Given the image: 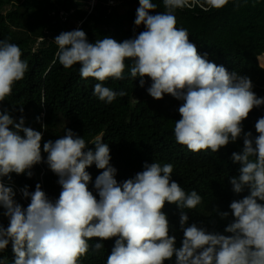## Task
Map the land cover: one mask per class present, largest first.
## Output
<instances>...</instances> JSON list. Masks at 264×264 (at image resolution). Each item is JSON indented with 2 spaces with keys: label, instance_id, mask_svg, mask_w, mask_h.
I'll use <instances>...</instances> for the list:
<instances>
[{
  "label": "clouds",
  "instance_id": "obj_1",
  "mask_svg": "<svg viewBox=\"0 0 264 264\" xmlns=\"http://www.w3.org/2000/svg\"><path fill=\"white\" fill-rule=\"evenodd\" d=\"M51 3L45 0L43 8ZM228 3L163 0L166 11L156 12L158 5L153 0H139L134 24L143 25L145 30L133 38L118 42L105 36L90 43L79 28L54 38L59 47L56 56L64 68L79 63L81 78L99 81L93 88L99 100L112 103L117 96L126 95L124 90L114 91L103 82L124 79L126 61H131V78L139 77L140 87L145 86V77L151 79L147 88L151 97L159 100L170 94L182 101L180 119L176 120L174 137L162 135L152 146L153 154L164 164L144 162L143 171L118 182L108 143H87L66 128L60 138L43 143V152L47 153L44 160L43 133L26 126L23 115L14 118L0 103V208L9 220L7 227L0 223V253L11 242L14 264H84L81 257L90 247L96 252L104 248L102 242L91 246L92 238H115L106 264H165L173 258L174 264H264V203L259 202L264 201V116L255 123L257 135L245 131L243 124L254 108L264 105V97L253 91L249 76L210 62L207 53L201 55L189 40L188 29L177 27L175 15L177 9L199 6L207 12ZM61 16L67 20L69 14L61 12ZM43 17V12L38 14V20ZM22 54L17 44L0 39V102L12 94L13 85L28 71ZM259 67L264 69V64ZM19 111L23 113L22 106ZM41 127L46 129L43 123ZM241 137L242 151H234L230 157L241 165L239 174L221 177L225 192L239 194L247 188L249 194L230 203L233 219L224 233L209 232L196 222L188 224L184 209H195L202 203V196L189 184L192 191L186 192L172 178L174 167L193 162L204 166L205 151L218 152ZM88 144H94V150ZM41 162L58 176L59 197L49 198L40 183L34 191L25 185L20 192L30 198V203L24 207L15 199L11 174L30 178L33 166ZM93 164L103 170L94 181L99 198L89 189L92 177L86 169ZM166 203L180 209V247H176L173 225L163 211ZM216 209L222 219L229 217V211ZM0 264H5L3 256Z\"/></svg>",
  "mask_w": 264,
  "mask_h": 264
},
{
  "label": "trees",
  "instance_id": "obj_2",
  "mask_svg": "<svg viewBox=\"0 0 264 264\" xmlns=\"http://www.w3.org/2000/svg\"><path fill=\"white\" fill-rule=\"evenodd\" d=\"M51 1L49 7L43 8L45 0H0V39L17 44L23 53L21 58L29 65L24 78L13 85L12 94L0 103L12 112L14 118L23 115L26 126L43 133L41 150L44 160L47 153L43 152V143L55 141L65 134L66 128H70L87 143L97 140L108 143L110 163L117 169L118 182L143 171L144 162L163 165L153 154L152 146L162 135L168 139L174 137V126L176 120L180 119L178 108L182 101L170 94H165L159 100L151 97L147 92L151 79L145 77V86L140 87L139 77L133 80L130 75L132 62L126 61L124 79L108 78L103 82L105 87L117 92L124 90L126 95L117 96L112 103H106L93 95L94 85L99 81L91 77L81 78L79 63L64 68L56 56L59 47L54 38L63 31L82 29L90 43L105 36L122 42L138 35L145 30L143 25L137 27L134 24L139 0H96L94 5L87 4L89 0ZM110 1L114 4H109ZM153 2L158 5L156 12L166 11L163 0ZM55 10L57 13L52 15ZM72 10L75 13L71 14ZM41 12L45 17L38 20ZM61 12L69 14L67 20L63 19ZM175 15L177 27L188 29L189 40L196 44L201 55L207 53L210 62L249 76L254 85L253 91L258 97H264V69L259 67L257 59L264 53V0H229L220 9L205 12L196 6L193 9H177ZM21 106L23 113L19 111ZM13 108L15 111H12ZM261 116H264V105L250 112L243 122L244 130L257 135L255 123ZM37 117H40L39 122ZM41 123L45 124L46 129L41 127ZM87 147L95 148L94 144ZM242 148L241 137L218 152L205 151L204 166L200 162H193L174 167L172 178L186 192L196 190L202 196V203L195 209H184L189 215L188 224L196 222L209 232L224 233V228L233 219L230 203L249 194L247 188L239 194L233 190L225 192L221 177L223 174H239L241 165L233 163L230 157L234 151L240 152ZM86 170L92 177L89 189L99 198L94 181L103 170L97 169L95 164ZM31 171L33 175L30 178L26 174H11L17 202L27 207L30 198H24L20 189L28 185L29 191H34L37 183L41 184L49 198L59 197L61 186L57 183L58 176L45 162L34 165ZM5 182L8 183L7 178ZM217 207L220 211H229V217L222 219L217 214ZM163 211L173 225L176 247H180L183 239L179 227L180 209L174 203H166ZM2 212L0 208V223L7 227L9 220ZM96 242H102L104 248L96 252L90 247L88 254L81 257V263L106 264L115 238L103 241L92 238L89 244L94 246ZM0 256L5 258V264H14L11 242ZM165 264H174V258L165 261Z\"/></svg>",
  "mask_w": 264,
  "mask_h": 264
},
{
  "label": "bare ground",
  "instance_id": "obj_3",
  "mask_svg": "<svg viewBox=\"0 0 264 264\" xmlns=\"http://www.w3.org/2000/svg\"><path fill=\"white\" fill-rule=\"evenodd\" d=\"M260 62L261 64H264V53L260 55Z\"/></svg>",
  "mask_w": 264,
  "mask_h": 264
},
{
  "label": "rangeland",
  "instance_id": "obj_4",
  "mask_svg": "<svg viewBox=\"0 0 264 264\" xmlns=\"http://www.w3.org/2000/svg\"><path fill=\"white\" fill-rule=\"evenodd\" d=\"M78 0H75V2H77ZM93 4V0H89V2L87 3V4ZM42 16H40V18H41ZM215 57V56H214ZM217 59H218V57H217ZM259 63L261 64V62H260V60H259Z\"/></svg>",
  "mask_w": 264,
  "mask_h": 264
},
{
  "label": "built area",
  "instance_id": "obj_5",
  "mask_svg": "<svg viewBox=\"0 0 264 264\" xmlns=\"http://www.w3.org/2000/svg\"><path fill=\"white\" fill-rule=\"evenodd\" d=\"M95 2V0H93V3Z\"/></svg>",
  "mask_w": 264,
  "mask_h": 264
}]
</instances>
